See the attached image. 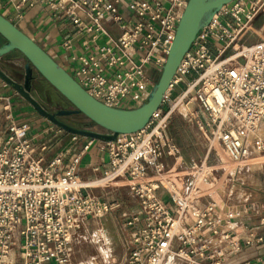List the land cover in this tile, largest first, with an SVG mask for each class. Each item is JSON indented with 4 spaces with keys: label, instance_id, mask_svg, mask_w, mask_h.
Instances as JSON below:
<instances>
[{
    "label": "built area",
    "instance_id": "built-area-1",
    "mask_svg": "<svg viewBox=\"0 0 264 264\" xmlns=\"http://www.w3.org/2000/svg\"><path fill=\"white\" fill-rule=\"evenodd\" d=\"M187 1L126 0L129 17L121 11L122 0L14 4L17 8L40 4L54 19L70 21L81 47L68 57L70 75L103 104L133 108L146 101L155 83L146 69H162ZM263 7L264 0L224 4L199 30L163 97L161 106L168 102L171 108L192 102L206 139L205 158L189 165L191 172L181 187L159 178L171 170L161 158L178 157L177 145L163 133L169 113L162 115L161 106L143 128L104 139L103 183L93 185L80 179L77 169L80 154L94 137L88 136L79 152L66 160L69 149L45 161L27 135L29 125L16 122L8 100L0 99V264H9L13 247L20 264H69L71 235L79 223L116 207L87 189L119 179L128 181L140 201V209L124 221L129 229L127 264H164L167 257L172 264H221L239 251L242 240L262 241L251 231L235 230V220L251 206L235 205L231 198L240 163L264 155V38L237 42ZM107 19L121 28L114 40L104 28ZM74 40L68 38L64 47L71 48ZM178 84L183 88L171 99L170 91ZM78 139L77 133L71 135L72 142ZM217 146L226 157L220 162L235 164L232 171L219 168L218 177L206 162ZM47 148L43 142L39 151ZM161 186L164 192L159 194Z\"/></svg>",
    "mask_w": 264,
    "mask_h": 264
},
{
    "label": "crops",
    "instance_id": "crops-1",
    "mask_svg": "<svg viewBox=\"0 0 264 264\" xmlns=\"http://www.w3.org/2000/svg\"><path fill=\"white\" fill-rule=\"evenodd\" d=\"M14 3L15 0H0V13L14 23L23 33L32 38L57 63L63 66L67 71H70L68 68L69 55L81 51L79 43L80 36L77 35L76 27L66 19H54L49 11L40 4L17 8ZM125 3L126 0H122L121 11L126 17H129L130 13L125 8ZM103 25L111 39H116L120 34V26L113 23L111 20H105ZM258 29L260 30V33L257 31ZM71 37H74V43L71 48L66 49L63 44ZM263 37L264 7L251 21L250 28L239 35L237 42L241 44L252 43ZM3 43H5V40L0 35V46ZM27 63V59L24 55L17 50H13L8 54L0 56V99L8 100L16 122H26L29 125L27 135L28 137H31L36 148V153L41 154L44 160L48 161L53 155L69 149L68 154H66L65 157L66 160L71 153L77 154L79 152L81 144L84 143L88 136L78 134L79 139L72 142L71 135L73 132L71 130L55 122H52V125H50L51 121L47 120L46 117L31 104L28 95L23 91L25 66ZM147 69L153 71V76L150 79L154 81V75L157 74L158 71L153 70L151 67H147ZM39 80V74L33 70V77L30 80V86H33L34 82H40ZM182 88V84L173 86L170 91V98L175 99ZM30 92L31 87L29 89V94ZM191 115L192 118L190 117L189 119L188 117H185V120H189L190 129H196L198 131L199 128L197 122L200 119L199 111L196 110L195 113H192ZM96 134L101 137H106L108 132L104 131ZM170 140L177 145L179 157H183V159L185 161L187 160L189 164L200 161V157L205 149V143L203 140L200 144L201 154L195 155L188 153L186 146L175 142L173 138H170ZM103 141L104 139L95 138L89 149L80 154L77 169L78 177L80 179L91 180L103 175L105 171V164L102 163L104 158ZM43 142H47L48 148L45 151L40 152L39 146ZM174 158L176 157H162L161 160L168 167L170 164L176 162L174 161ZM254 172L258 173L252 177L251 173ZM238 180L239 181L235 185L236 192L233 194L231 202L235 205H243L246 203L248 206H251V208L246 212L240 213L235 220V230L241 231V233L251 231L255 237L260 236L263 240L258 242L254 239L251 244H246L242 240L239 251L225 257L221 264H242L246 261L255 264H264V163L262 164L261 170H251L248 165L242 166ZM124 186L125 185L114 183L112 185L101 186V189L99 190L87 191L97 199L106 200L116 204V207L106 213L107 216L104 219L107 218V222L113 221L116 215L120 217V221H125L127 215H131L140 209L139 199L136 197L137 200H135V196L128 190L125 194L130 196L134 205L132 207L126 206L121 200L119 196L120 192L122 190L126 192ZM121 187L123 188L121 189ZM117 210L119 211L118 214ZM120 211L122 213H120ZM83 221L84 220L79 223L77 228H79ZM109 223L108 225L113 226ZM110 226L109 230L113 231ZM124 228L125 240L127 241V238H129V229L126 227ZM128 249H130L129 244ZM16 251H18L16 247H13L10 250L8 255L9 264H14L11 259L14 255L16 256Z\"/></svg>",
    "mask_w": 264,
    "mask_h": 264
},
{
    "label": "water",
    "instance_id": "water-1",
    "mask_svg": "<svg viewBox=\"0 0 264 264\" xmlns=\"http://www.w3.org/2000/svg\"><path fill=\"white\" fill-rule=\"evenodd\" d=\"M232 0H188L178 20L174 37L169 46L159 77L150 89L145 102L133 108H117L103 104L89 95L41 46L23 33L17 26L0 13V35L5 43L0 46V56L13 50L19 51L27 59L23 91L31 104L45 117L54 116L45 113L29 94L30 80L35 70L74 108L91 122L103 127L111 135L101 137L89 132L79 131L68 126L73 133L84 134L100 139H113L117 134L135 132L143 128L152 114L161 106L166 90L185 53L189 50L199 30L207 25L213 15ZM64 113H70L64 111Z\"/></svg>",
    "mask_w": 264,
    "mask_h": 264
},
{
    "label": "rangeland",
    "instance_id": "rangeland-1",
    "mask_svg": "<svg viewBox=\"0 0 264 264\" xmlns=\"http://www.w3.org/2000/svg\"><path fill=\"white\" fill-rule=\"evenodd\" d=\"M257 31L260 33L259 29ZM160 72L161 70L154 75L155 83L159 77ZM146 74L149 78H152L153 71H151L150 69H146ZM39 77L40 82H34V85L30 86V95L45 113L54 116L53 119L46 117L47 120L51 121L50 125H52V122L58 121L62 125L79 131H89L94 133L106 131L103 127L92 124L91 121L82 113L75 112V108L62 95H60L43 77H41L40 75ZM178 104L179 102L176 104V108H171L168 102L163 103V105L161 106L162 115L169 113L167 118V125L164 128L163 133L166 137L173 138L175 142L186 146L187 152L192 153V155L201 154L200 144L203 140L205 143V149L202 156L200 157V160L202 161L205 158L206 153L205 136H203L199 130L197 131L196 129H190V125L188 122L189 120H185V117H188L189 119L190 117L192 118L191 114L195 113L196 110L193 109L192 102H190L189 104L185 105L186 107H188L187 114L185 115L177 109ZM64 111H69L70 113H64ZM216 148H218L216 152L212 151L208 155V157L206 158V162L209 163L214 169L213 175L218 177L221 174L218 169L225 167V171H228L226 167L230 162H227V164L225 163V165L224 163H221L220 159H225L224 153L220 149V147L217 146ZM256 158H264V155L257 156ZM256 158H247L240 163V166H245L247 165V162L249 160ZM174 161H176L174 164H170L167 167L171 168L169 173H163L162 175H159V178H161L164 183L166 181H171L174 183L176 182L178 185L182 186L186 175L191 172V169L189 167L190 164L187 160L185 161L183 157L181 158L179 156L177 157V159L174 158ZM197 162L199 161L192 163ZM232 164V168H234L235 164ZM257 173L258 172L251 173V176L253 177ZM100 178H102V176L91 179L89 182H91V184L93 185H102L103 181ZM127 182L128 181L126 179H119L111 182V185L114 183L125 185L124 187L126 189V192L122 190L119 196L121 200L126 204V206L132 207L134 205V202L131 201L130 196L125 194L128 191L131 192L127 185ZM220 185L221 181L217 183V186ZM100 187L101 186L90 187L87 189V191L99 190L101 189ZM122 188L123 187H121V189ZM161 192H164V188L162 186L159 190V194H162ZM135 198L136 196L134 197V199ZM135 200H137V198ZM118 212L119 211L117 210V214ZM120 213L122 212L120 211ZM106 216L107 214H104L100 217H88L82 222L79 228H75L71 235V241L69 245L71 253L69 264H79L80 262L85 263L86 258H84V253L94 255L96 257V264H127L129 238H127V241L125 240V226L123 225L124 221H120V217L116 215L114 217V220L111 222L109 221V223L107 222V218L104 219ZM108 223L113 225L114 227L108 225ZM109 226L113 231L109 230ZM99 247H102L107 252L105 256L100 253ZM167 259L170 258L167 257ZM11 261L12 263L14 262V264H20L21 260L18 251H16V256L14 255ZM170 263L172 264L171 261Z\"/></svg>",
    "mask_w": 264,
    "mask_h": 264
},
{
    "label": "bare ground",
    "instance_id": "bare-ground-1",
    "mask_svg": "<svg viewBox=\"0 0 264 264\" xmlns=\"http://www.w3.org/2000/svg\"><path fill=\"white\" fill-rule=\"evenodd\" d=\"M165 93H167V90H166V92ZM177 109L182 113V114H187V111H188V107H186L185 106V104H182L181 102H179V104H178V107H177ZM218 149V148H217ZM223 155V154H222ZM224 157H225V155H224ZM226 158V157H225ZM253 158V157H252ZM256 158V157H255ZM222 159H224V158H222ZM247 161V160H246ZM231 163V162H230ZM228 164V166L226 167V169L228 170V171H232V166H233V164L231 163V164ZM264 163V158H256V159H252V160H249L248 162H247V165H248V167H250V169L252 170H257V169H260L261 170V168H262V164ZM227 164V163H226ZM225 165V164H224ZM176 178V177H175ZM181 178V177H180ZM165 180V179H164ZM171 180V179H170ZM180 182V181H179ZM176 183V182H175ZM243 183V182H242ZM180 186V185H179ZM221 186V185H220ZM181 187V186H180ZM238 187H240V186H238ZM244 190V189H243ZM236 192V191H235ZM98 232V231H97ZM98 239V238H97ZM99 249H100V253L102 254V255H106L107 254V252L102 248V247H99ZM84 255V258H86V260H85V263H83V262H80L79 264H96V257L94 256V255H92V254H88V253H84L83 254ZM172 262V261H171ZM169 263V259L168 260H165L164 261V264H168ZM171 264V263H170Z\"/></svg>",
    "mask_w": 264,
    "mask_h": 264
},
{
    "label": "trees",
    "instance_id": "trees-1",
    "mask_svg": "<svg viewBox=\"0 0 264 264\" xmlns=\"http://www.w3.org/2000/svg\"><path fill=\"white\" fill-rule=\"evenodd\" d=\"M92 124H94L93 122H91Z\"/></svg>",
    "mask_w": 264,
    "mask_h": 264
}]
</instances>
